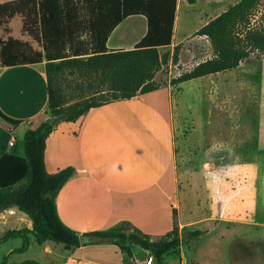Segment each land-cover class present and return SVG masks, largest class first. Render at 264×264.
Here are the masks:
<instances>
[{
  "label": "trees",
  "instance_id": "trees-1",
  "mask_svg": "<svg viewBox=\"0 0 264 264\" xmlns=\"http://www.w3.org/2000/svg\"><path fill=\"white\" fill-rule=\"evenodd\" d=\"M259 3L240 0L203 25L198 33L209 38L213 56L182 72L173 83L235 68L253 54L264 57V25L253 22ZM177 7L178 0H6L0 2V25L21 14L23 29L42 49L12 35L0 37V64L46 60L49 117L63 113L65 120H77L93 107L163 86L155 78L157 72L170 58L179 61L180 44L173 56L160 52L173 44ZM133 14L147 17L146 35L133 48L109 49L107 41L114 28ZM0 117L19 122L1 109ZM56 126L47 118L29 127L23 156L0 148V212L18 207L32 220V228H10L0 234V245L14 238L23 240L4 256L2 264H44L33 258L9 262L10 253L27 250L33 236L38 243L51 239L67 247L115 243L129 257L137 244L161 264L164 255L181 244L176 207L173 229L163 235L146 233L129 220L80 233L61 219L57 195L75 167L47 169L46 141Z\"/></svg>",
  "mask_w": 264,
  "mask_h": 264
},
{
  "label": "crops",
  "instance_id": "crops-1",
  "mask_svg": "<svg viewBox=\"0 0 264 264\" xmlns=\"http://www.w3.org/2000/svg\"><path fill=\"white\" fill-rule=\"evenodd\" d=\"M238 1L178 0L173 44L182 43L187 33L184 28H178V15L184 17L188 12L190 22L206 24ZM147 31L146 16L130 15L114 28L107 46L109 49L133 48ZM21 37L42 49L28 31L23 29ZM164 88L167 93L157 95ZM48 101L46 60L0 64V109L19 119L13 123L0 117L2 152L25 155V132L49 117ZM171 106V90L162 86L140 92L133 98L93 107L77 120L58 122L47 138L45 160L49 172L75 167L74 174L57 195L58 213L66 224L80 233L108 229L124 220L154 235L173 229L177 188L170 175L176 152L175 131L167 113ZM13 137L15 143L10 144ZM27 222L32 228L29 216ZM38 244L46 254L44 264H151L155 261L150 251L145 252L148 256L142 261L135 256L134 247L133 257H129L115 243L67 247L47 239Z\"/></svg>",
  "mask_w": 264,
  "mask_h": 264
},
{
  "label": "rangeland",
  "instance_id": "rangeland-1",
  "mask_svg": "<svg viewBox=\"0 0 264 264\" xmlns=\"http://www.w3.org/2000/svg\"><path fill=\"white\" fill-rule=\"evenodd\" d=\"M189 20L188 12L177 17L178 28L187 31L179 61L170 58L155 77L171 90L167 113L176 152L170 175L177 188L181 237L179 247L166 253L161 264H264V57L253 54L235 68L173 83L182 72L213 56L209 38L198 33L205 23ZM253 22L264 25V0ZM22 27L23 16L16 14L0 25V37L22 38ZM176 45L160 52L173 56ZM166 93L159 89L157 95ZM27 216L13 208L0 212V234L28 227ZM22 243V238H14L1 244L0 264ZM133 247L136 257L147 258L149 250ZM29 258H46L33 238L27 250L10 253L9 262Z\"/></svg>",
  "mask_w": 264,
  "mask_h": 264
},
{
  "label": "water",
  "instance_id": "water-1",
  "mask_svg": "<svg viewBox=\"0 0 264 264\" xmlns=\"http://www.w3.org/2000/svg\"><path fill=\"white\" fill-rule=\"evenodd\" d=\"M65 117H66L65 114L60 113V114H56V115H53V116L48 117V118L53 124H58V122L61 120H64Z\"/></svg>",
  "mask_w": 264,
  "mask_h": 264
},
{
  "label": "built area",
  "instance_id": "built-area-1",
  "mask_svg": "<svg viewBox=\"0 0 264 264\" xmlns=\"http://www.w3.org/2000/svg\"><path fill=\"white\" fill-rule=\"evenodd\" d=\"M15 143V138L13 137L11 140H10V144H14Z\"/></svg>",
  "mask_w": 264,
  "mask_h": 264
}]
</instances>
